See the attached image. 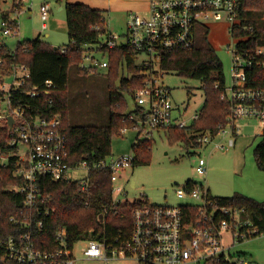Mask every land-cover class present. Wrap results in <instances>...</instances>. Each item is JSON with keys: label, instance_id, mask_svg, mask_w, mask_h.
Here are the masks:
<instances>
[{"label": "built area", "instance_id": "2783aa9c", "mask_svg": "<svg viewBox=\"0 0 264 264\" xmlns=\"http://www.w3.org/2000/svg\"><path fill=\"white\" fill-rule=\"evenodd\" d=\"M242 0H149L146 16L130 12L123 37L111 34L105 22L106 33L100 34L99 42L84 47L80 70L97 73L107 70L110 51L128 48L136 57V65L143 67L140 88L131 96L138 112L131 115L135 120L132 130L137 132L133 144L152 139L156 131L188 129L199 120L200 112L187 118L177 114L171 101V92L160 84L164 76L161 69L163 55L167 52L190 51L197 44V36L209 29L206 22H226L237 44L229 47L232 54V77L230 85L225 83L221 100L228 105L225 125L214 134L205 131L195 134L192 148L212 147L217 151L229 152L236 145L240 132L239 123L256 119L262 125L260 136L264 139V87H253L257 74L264 72V44H254V27L246 25L241 18ZM25 4L31 10V0H1L0 11L7 17L0 19V37H19L18 19ZM51 9L49 4L40 7L42 30H47ZM96 30L100 31L99 27ZM244 33V35H241ZM106 38V44L100 40ZM66 52L65 49L62 50ZM3 70V71H2ZM5 63L0 60V73ZM160 72H163L160 74ZM0 82V129L13 136L11 146L16 147L17 176L23 181L13 188L24 196V205L19 218L12 217L15 226L29 231L0 243L3 251L0 264H75L74 245L68 243V232H57L56 250H40L32 239V229L39 230L43 221L33 225L35 212L46 198L40 188V179L53 183H78L80 193L89 195L90 172L106 170L111 173L114 206H123L128 199L126 182L121 185L123 173L133 168L136 156L109 158L90 165L82 161L70 165L67 136L59 113H42L35 109L30 100L46 99L53 105L55 88L47 81L42 87L31 84L30 69L21 64H12ZM134 75H129L132 79ZM218 87V86H217ZM10 120L13 121L12 126ZM129 130L125 129L122 134ZM133 153V152H132ZM75 172H84L76 178ZM196 172L207 176L206 160L198 156ZM177 197H189L198 202L196 214L179 207L147 205L133 211V229L130 240L120 251L113 249L106 240L87 241L82 254L87 260L109 263L113 259H134L138 264H199L209 261L220 262L229 251L224 246V234L231 233L232 241L246 239L258 234V228L249 221H242L243 211L220 207L211 198L207 185L197 184L179 189ZM143 201V200H141ZM26 213V214H25ZM40 213V211H39ZM48 217L49 212H46ZM249 226L246 231L241 229Z\"/></svg>", "mask_w": 264, "mask_h": 264}, {"label": "trees", "instance_id": "16d2710c", "mask_svg": "<svg viewBox=\"0 0 264 264\" xmlns=\"http://www.w3.org/2000/svg\"><path fill=\"white\" fill-rule=\"evenodd\" d=\"M65 11L69 39L66 47L55 48L38 38L34 41L18 42L16 49L11 50L6 46L5 38L0 37V60L5 63V70L0 73V82L12 64L25 65L30 69L33 86L42 87L47 81L52 82L56 90L53 94V105H49L44 98L30 100L31 105L42 113L61 114L67 136L70 165L74 166L82 161L94 165L112 158L113 139L123 137V130L130 131L134 128L135 120L130 117L138 110H128L127 98L140 88L142 76L138 74L143 67L136 65V57L128 48L110 51L107 58L109 66L105 71L109 92L107 125L80 126L69 123V70L75 68L78 75H89L87 71L79 69L83 61L84 47L98 43L100 34L106 33V26L101 10L84 4L67 3ZM6 17L0 11V19ZM241 18L246 25L254 27V44H264V0H242ZM96 27H99L100 31L96 30ZM63 49L66 50L65 53L62 52ZM161 69L165 73H176L184 78L201 81L205 95L199 120L191 128L166 131L165 136L173 143L180 142L192 147L196 133L211 131L216 134L226 123L228 105L221 100L226 79L215 47L207 38H203L202 43H197L190 51L167 52L163 55ZM129 75L134 77L128 79ZM257 77L260 80L252 83V86L264 87V72H259ZM12 139L13 136L6 129H0V243L18 238L29 231L11 222L12 217L19 218L24 205V196L13 190L21 186L23 181L16 174V147L11 146ZM152 146L153 141L148 139L140 140L138 146L132 145V152L137 155L133 168L147 160ZM256 163L258 168L264 171V139L256 149ZM89 178L91 191L86 196L80 193L79 184L76 182L53 183L46 178L40 179V188L46 200L44 203L40 202L39 210L35 212L33 219V225L38 220L43 221V227L38 231L32 229L36 248L48 251L58 249L55 237L61 229L67 230L68 243L71 246L79 241L106 240L113 249L120 251L130 240L133 211L149 205V202L140 200L114 206L111 173L106 170H92ZM195 185L196 183L189 181L185 186ZM211 198L220 207L243 211L242 221H249L258 228V234L246 239L264 234V202L241 194L228 198ZM181 207L184 211L191 210L196 214L193 205ZM46 212H49L48 217ZM248 228L249 226L241 230L246 231ZM244 240L239 239L238 242ZM2 253L3 251H0V260ZM204 264L236 263L224 257L220 262L209 261Z\"/></svg>", "mask_w": 264, "mask_h": 264}, {"label": "rangeland", "instance_id": "374dc122", "mask_svg": "<svg viewBox=\"0 0 264 264\" xmlns=\"http://www.w3.org/2000/svg\"><path fill=\"white\" fill-rule=\"evenodd\" d=\"M68 0H32L31 10L25 4V10L20 15V36L5 38V44L15 50L19 41L42 42L55 48L68 46L69 39L66 28V11L64 8ZM103 11L107 29L113 35L123 37L126 34V22L130 12L146 16L147 11L130 9L132 0H90ZM146 2L147 0H140ZM48 3L52 13L48 22V29L42 30L39 15L41 4ZM197 36L200 44L203 38L215 47L217 55L223 65L226 84L230 85L232 77V54L229 47L237 44L232 37L226 22L208 21ZM260 42L263 40H259ZM103 38L100 43L106 44ZM106 70H98L87 76L78 75L75 68L69 70V123L80 126H105L109 121V92L107 88ZM163 72H160V74ZM160 84L171 92V101L176 113L190 118L202 110L205 101L201 81L184 78L176 73H163ZM128 110L134 111L136 105L132 97L127 98ZM240 132L236 145L229 152L217 151L212 147L205 149L192 148L184 143L172 142L163 132L154 133L153 146L150 156L134 168L127 169L122 175V186L126 185L130 202L147 200L154 206L179 207L186 205L197 206L198 202L189 198H178L176 192L183 189L189 181L206 184L213 197L228 198L241 194L259 202H264V171L256 163V149L262 143L260 136L261 123L256 119H246L239 123ZM116 137L112 142V157L117 159L129 156L137 132L128 131ZM137 158V155L134 154ZM198 156L203 157L208 166L207 176H200L196 172ZM145 157H142V159ZM84 172H75L76 178L84 176ZM133 182L135 186H133ZM26 214V213H25ZM87 241H79L74 246L75 264H107L100 260H87L82 254V248ZM224 246L229 251L226 257L236 264H264V234L243 242L234 243L231 233L224 234ZM108 264H138L134 259H113ZM194 264V263H189ZM204 264V262L199 263Z\"/></svg>", "mask_w": 264, "mask_h": 264}, {"label": "crops", "instance_id": "0c3cea01", "mask_svg": "<svg viewBox=\"0 0 264 264\" xmlns=\"http://www.w3.org/2000/svg\"><path fill=\"white\" fill-rule=\"evenodd\" d=\"M67 3H71V4H84V5H86V6H89L90 8H93V9H96L97 7H95L92 3H91V1L90 0H68L67 2H66V4ZM32 0H31V6H32ZM43 4H45V3H43ZM43 4H41V5H43ZM46 4H48V3H46ZM129 4H131V7H130V9H132V10H134V11H144V10H146V11H148V7H149V0H147L146 2H142V1H140V0H132ZM50 6V5H49ZM66 6V5H65ZM41 7V6H40ZM50 9H51V7H50ZM65 10V7L64 8H60V11L61 10ZM51 13H52V10H51ZM39 15H40V8H39ZM50 16H51V14H50ZM128 18V17H127ZM50 20V19H49ZM49 22V21H48ZM106 22V21H105ZM107 25V24H106ZM47 27H48V23H47ZM66 28H67V23H66ZM48 29V28H47ZM19 42H21V41H19ZM162 131H158V133L160 134ZM154 133H156V131L154 132ZM154 133L152 134V139H150V140H153V136H154ZM164 133V132H163ZM165 134V133H164ZM192 182H194V181H192ZM121 184H122V182H120ZM194 183H196V182H194ZM124 185H126V183L124 184ZM134 186H135V184H134ZM209 190V189H208ZM209 192H210V190H209ZM210 194H211V192H210ZM211 196H212V194H211ZM213 197V196H212ZM129 201V200H128ZM130 202V201H129ZM150 204V203H149Z\"/></svg>", "mask_w": 264, "mask_h": 264}, {"label": "water", "instance_id": "95a60500", "mask_svg": "<svg viewBox=\"0 0 264 264\" xmlns=\"http://www.w3.org/2000/svg\"><path fill=\"white\" fill-rule=\"evenodd\" d=\"M12 123H13V121H12V120H10V125H11V126H12ZM134 184H135V183L133 182V184H132V185L134 186Z\"/></svg>", "mask_w": 264, "mask_h": 264}]
</instances>
